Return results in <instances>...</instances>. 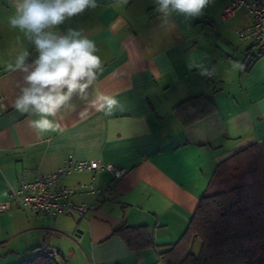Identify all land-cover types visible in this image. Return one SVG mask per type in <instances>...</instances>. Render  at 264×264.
Masks as SVG:
<instances>
[{"label":"crops","instance_id":"obj_1","mask_svg":"<svg viewBox=\"0 0 264 264\" xmlns=\"http://www.w3.org/2000/svg\"><path fill=\"white\" fill-rule=\"evenodd\" d=\"M227 2L214 0L198 18L174 14L165 20L152 0H98L97 8L66 20L55 30L82 31L96 42L103 72L95 91L118 105L97 111L76 100L60 130L38 135L12 106L22 74L9 69L22 50L30 53L29 64L38 52L8 24L14 0H0V94L6 97L0 203L8 185L57 170L69 154L127 171L115 182L107 172L97 175L95 182L107 184L110 196H82L95 206L83 218L15 204L0 211V264L37 249L64 264L69 255L79 264H164L162 252L186 230L220 161L257 143L264 172V56L236 33L251 22L249 14L222 18ZM190 64L214 68V74L201 75ZM88 177L75 173L60 182L75 186ZM122 225L141 227L153 243L128 247L113 233Z\"/></svg>","mask_w":264,"mask_h":264},{"label":"clouds","instance_id":"obj_2","mask_svg":"<svg viewBox=\"0 0 264 264\" xmlns=\"http://www.w3.org/2000/svg\"><path fill=\"white\" fill-rule=\"evenodd\" d=\"M120 2L126 4L128 0ZM213 3L214 0H152L154 11L165 20L174 14L186 20L198 18ZM98 6V0H14L8 24L35 46L38 57L29 64L30 53L24 49L9 65L11 71L22 74L12 106L29 118V127L38 135L60 130L65 113L76 110V100L97 111L111 112L118 105L113 96L95 91L97 77L103 72L96 42L82 31L69 29L67 34H60L55 30L66 20ZM194 67L201 75L214 74V68L209 71L208 67ZM234 67L242 71L244 65L234 63Z\"/></svg>","mask_w":264,"mask_h":264},{"label":"trees","instance_id":"obj_3","mask_svg":"<svg viewBox=\"0 0 264 264\" xmlns=\"http://www.w3.org/2000/svg\"><path fill=\"white\" fill-rule=\"evenodd\" d=\"M113 233L130 248L153 243L141 227L122 225ZM37 250L13 264H64ZM161 257L164 264H264V172L257 143L216 165L186 230Z\"/></svg>","mask_w":264,"mask_h":264},{"label":"built area","instance_id":"obj_4","mask_svg":"<svg viewBox=\"0 0 264 264\" xmlns=\"http://www.w3.org/2000/svg\"><path fill=\"white\" fill-rule=\"evenodd\" d=\"M239 11L252 17L249 24L237 29L242 41L256 47L258 55L264 56V0H228L222 11V18L228 20ZM6 107V97L0 94V116ZM107 172L112 182L125 176V168L100 158H80L69 154L65 163L50 173H38L30 181H22L17 186L8 185L7 197L0 203V211L8 210L13 204L35 213L47 216L67 215L83 218L95 206L82 196H110L107 184L98 185L95 180L99 173ZM88 174V179L77 185L61 183L62 178L71 174ZM50 256L53 254L49 253Z\"/></svg>","mask_w":264,"mask_h":264},{"label":"rangeland","instance_id":"obj_5","mask_svg":"<svg viewBox=\"0 0 264 264\" xmlns=\"http://www.w3.org/2000/svg\"><path fill=\"white\" fill-rule=\"evenodd\" d=\"M197 250V245H196V247H195V251ZM77 257L75 256V255H69V256H67V260H68V262L66 263V264H79L80 263V261H78V259H76ZM11 260H9V262H6V264H12V263H15L16 261H18V260H16L15 262H14V260H12L13 262H10Z\"/></svg>","mask_w":264,"mask_h":264}]
</instances>
